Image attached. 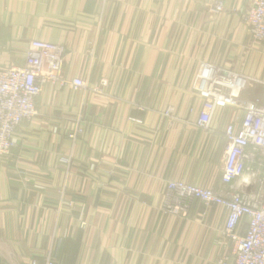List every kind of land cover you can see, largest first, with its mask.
<instances>
[{
  "label": "crops",
  "instance_id": "0c3cea01",
  "mask_svg": "<svg viewBox=\"0 0 264 264\" xmlns=\"http://www.w3.org/2000/svg\"><path fill=\"white\" fill-rule=\"evenodd\" d=\"M251 2L0 0V66L23 64L29 43L41 40L64 47L66 79L86 82L77 91L45 84L37 115L0 157V264L228 257L225 209L162 207L170 181L228 189L224 129L243 114L216 109L209 128H198L203 101L193 85L213 65L254 79L240 98L263 104L264 41L251 38L244 17Z\"/></svg>",
  "mask_w": 264,
  "mask_h": 264
},
{
  "label": "built area",
  "instance_id": "2783aa9c",
  "mask_svg": "<svg viewBox=\"0 0 264 264\" xmlns=\"http://www.w3.org/2000/svg\"><path fill=\"white\" fill-rule=\"evenodd\" d=\"M105 3L106 0H101ZM215 10L220 12L221 5ZM245 21L255 41H264V0H252ZM64 47L41 40H32L26 50L23 64L0 66V157H8L16 146L14 134L18 127L37 115L35 99L45 84L70 85L73 90L86 89L79 78L66 79L63 74ZM256 81L238 72L203 64L193 89L202 99L197 127L209 128L216 109L235 107L243 117L226 125L224 140L226 153L221 170V183L226 191L202 189L183 182L167 183L163 211L184 214L193 201L205 206H219L227 217L221 236L230 243L228 257L218 264H264V182L258 191H252L249 176L253 166L264 164V102L246 101L241 94ZM102 81L100 86H105ZM94 91H99L96 87ZM172 108H167L169 116ZM75 134L69 135L74 138ZM247 176V177H245ZM245 219L246 230L240 225ZM32 264H35L34 262ZM46 264H53L48 257Z\"/></svg>",
  "mask_w": 264,
  "mask_h": 264
},
{
  "label": "rangeland",
  "instance_id": "374dc122",
  "mask_svg": "<svg viewBox=\"0 0 264 264\" xmlns=\"http://www.w3.org/2000/svg\"><path fill=\"white\" fill-rule=\"evenodd\" d=\"M253 173L252 175L254 176H249L250 181L252 183L251 185V189L252 191H258V189L260 188V182H264V164L263 165H254L253 166ZM247 177V176H246ZM259 184V186H258Z\"/></svg>",
  "mask_w": 264,
  "mask_h": 264
}]
</instances>
